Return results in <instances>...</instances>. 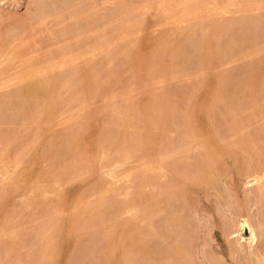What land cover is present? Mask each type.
<instances>
[{
    "label": "rangeland",
    "instance_id": "374dc122",
    "mask_svg": "<svg viewBox=\"0 0 264 264\" xmlns=\"http://www.w3.org/2000/svg\"><path fill=\"white\" fill-rule=\"evenodd\" d=\"M176 1L0 0V264H264V0Z\"/></svg>",
    "mask_w": 264,
    "mask_h": 264
},
{
    "label": "bare ground",
    "instance_id": "6f19581e",
    "mask_svg": "<svg viewBox=\"0 0 264 264\" xmlns=\"http://www.w3.org/2000/svg\"><path fill=\"white\" fill-rule=\"evenodd\" d=\"M168 2V1H167ZM178 0L176 1V3H177V6H178ZM162 3V2H161ZM166 5V4H165ZM128 7V6H127ZM42 8V7H41ZM166 8V7H165ZM123 9V8H122ZM122 9H120V10H122ZM179 15H181V14H179ZM175 17V16H174ZM179 16H177L176 18H178ZM174 19V18H173ZM177 20V19H176ZM178 21H179V19H178ZM177 22V21H176ZM82 28H84V27H82ZM150 28V27H149ZM72 29V28H71ZM74 29V28H73ZM166 34V33H165ZM75 35V34H74ZM165 36V35H164ZM64 39V38H63ZM72 40V39H71ZM150 40V39H149ZM67 45V44H66ZM97 46H98V44H97ZM98 47H100V46H98ZM82 49V48H81ZM92 49V48H91ZM163 49V48H162ZM86 50V49H85ZM57 53V52H56ZM55 53V54H56ZM175 53V52H174ZM55 54H54V56H55ZM83 54H85V52L83 53ZM87 55V54H86ZM85 56V55H84ZM82 58V57H81ZM84 58V57H83ZM52 59V58H51ZM136 59V58H135ZM55 60V59H54ZM76 60V59H75ZM52 61V60H51ZM69 61V60H68ZM83 61V60H82ZM54 62V61H53ZM73 62V61H72ZM81 62V61H80ZM54 63H56V62H54ZM62 63V62H61ZM64 63V62H63ZM66 64V63H65ZM64 64V65H65ZM81 64V63H80ZM46 65V64H45ZM48 66V65H47ZM60 66V65H59ZM61 66H63L62 64H61ZM56 67H58V66H56ZM75 67V66H74ZM45 68V67H44ZM47 68V67H46ZM61 68V67H60ZM64 68V67H63ZM62 68V69H63ZM68 68V67H67ZM69 68H71V67H69ZM73 68V67H72ZM52 69V68H51ZM59 69V68H58ZM37 70V69H36ZM49 70H50V68H49ZM66 70V69H65ZM64 70V71H65ZM68 70H70L71 71V69H68ZM81 70V69H80ZM84 70V69H83ZM74 71H75V69H74ZM74 71H73V74H74ZM47 72V71H46ZM34 73V72H33ZM55 73V72H54ZM65 74H66V72H65ZM72 74V75H73ZM34 75V74H33ZM37 75V74H36ZM38 75H39V73H38ZM31 76V75H30ZM66 76H68V73L66 74ZM60 77V76H59ZM26 78H28V77H26ZM33 78V77H32ZM36 78V77H35ZM35 78H33V79H35ZM72 79V78H71ZM66 80V79H65ZM22 81H23V79H22ZM36 81V80H35ZM85 81V80H84ZM24 82V81H23ZM44 82V81H43ZM54 82V81H53ZM31 83V82H30ZM64 83V82H63ZM66 83V82H65ZM55 84V83H54ZM35 85V84H34ZM39 86H41L40 84H39ZM52 86V85H51ZM33 87V86H32ZM36 87V86H35ZM34 87V88H35ZM46 87V86H45ZM44 87V88H45ZM27 88H29L30 90H32L33 88H30L29 87V85L27 86ZM37 88H35L34 90H35V92L37 91L38 92V89L36 90ZM41 89V88H40ZM51 89L52 88H50V90L49 91H51ZM34 90H32V91H34ZM25 91V90H24ZM27 91H29L28 89H27ZM23 92V91H22ZM18 93V92H17ZM55 93V92H54ZM28 95L29 94H27V95H25V96H27L28 97ZM31 95V94H30ZM18 96V95H17ZM20 96V95H19ZM18 96V97H19ZM24 96V95H23ZM22 96V97H23ZM24 96V97H25ZM23 99V98H22ZM25 99V98H24ZM77 99V98H76ZM31 100V99H30ZM2 108V107H1ZM49 116V115H48ZM125 148V147H124ZM160 156V155H159ZM155 157V156H154ZM208 159H210V158H208ZM212 159V158H211ZM210 159V160H211ZM209 160V161H210ZM216 160V159H215ZM190 161V160H189ZM153 162V161H152ZM171 167V166H170ZM206 172V171H205ZM147 175H148V173H147ZM150 176H151V174H149ZM188 175V174H187ZM255 175H257V174H255ZM149 176V177H150ZM204 177V176H203ZM207 177V176H206ZM257 177V176H256ZM255 177V178H256ZM209 178H210V176H209ZM152 179V178H151ZM151 179H150V181H151ZM258 179V178H257ZM190 180V179H189ZM150 183H152V181L150 182ZM156 183V182H155ZM152 185H153V183H152ZM181 222V221H180ZM248 229V231H249V237L248 238H244V236H241V239H246V242H247V240L249 241L248 242V244H250V245H252V246H254V244L255 243H257L256 241H258L257 240V238H258V235H257V232H256V229H255V227L252 225V223L250 222V220L248 219V218H244L240 223H239V231H246ZM242 233V232H241ZM239 234V233H238ZM239 236H240V234H239ZM247 237V236H246ZM251 248V247H250ZM185 252V251H184ZM187 252V251H186ZM258 253V252H257ZM258 256V255H257Z\"/></svg>",
    "mask_w": 264,
    "mask_h": 264
}]
</instances>
